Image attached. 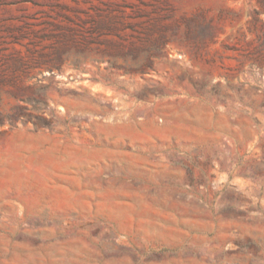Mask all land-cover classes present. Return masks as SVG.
<instances>
[{"label":"rangeland","instance_id":"1","mask_svg":"<svg viewBox=\"0 0 264 264\" xmlns=\"http://www.w3.org/2000/svg\"><path fill=\"white\" fill-rule=\"evenodd\" d=\"M0 264H264V0H0Z\"/></svg>","mask_w":264,"mask_h":264},{"label":"crops","instance_id":"2","mask_svg":"<svg viewBox=\"0 0 264 264\" xmlns=\"http://www.w3.org/2000/svg\"><path fill=\"white\" fill-rule=\"evenodd\" d=\"M210 141L205 145L204 154H190L180 150L182 144L174 143L172 148L176 152L159 154L149 165L152 169L162 172L179 173L188 177L235 178V134L230 137L229 143H222L218 136L222 131L219 128H209ZM216 148L219 150L216 151ZM178 151V152H177ZM199 191L198 189H192Z\"/></svg>","mask_w":264,"mask_h":264}]
</instances>
